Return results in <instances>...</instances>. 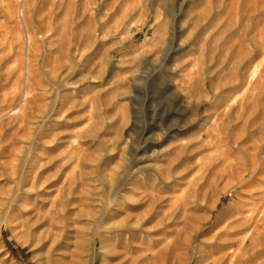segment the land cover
<instances>
[{
	"label": "rangeland",
	"instance_id": "rangeland-1",
	"mask_svg": "<svg viewBox=\"0 0 264 264\" xmlns=\"http://www.w3.org/2000/svg\"><path fill=\"white\" fill-rule=\"evenodd\" d=\"M251 169L264 0H0V264H227L186 242Z\"/></svg>",
	"mask_w": 264,
	"mask_h": 264
},
{
	"label": "bare ground",
	"instance_id": "bare-ground-1",
	"mask_svg": "<svg viewBox=\"0 0 264 264\" xmlns=\"http://www.w3.org/2000/svg\"><path fill=\"white\" fill-rule=\"evenodd\" d=\"M257 179L258 175L254 169H251L249 174H238L235 178L232 177V180L227 184V189L213 201L209 209L215 210L222 197L228 195L230 198L228 205L224 204L226 207L223 210V219L218 224L219 226H212L203 236L202 231L197 230L187 240L186 246L190 247L195 241L196 236L202 237L198 246L200 248V252H198L199 259L203 260L206 257L209 259L213 256L215 250H213L212 246L214 243L219 246L217 253H220V249L224 248L220 247L221 237L228 236V234H231L236 229L237 232L233 233L232 238L229 239L228 252L224 255L227 264H233L235 259L243 252L247 243L251 242L254 236H256L259 229L258 224L263 220L264 215V204L260 203L262 200L260 188L254 185ZM248 198L251 200H247ZM114 203L116 202L113 201V205ZM205 220L208 221V218H205ZM217 227L220 228L214 233L213 231ZM211 233L212 235H210ZM206 236H211L208 242L205 241ZM245 249L247 250V248ZM199 259L196 261H199ZM199 264H214V262L203 263L200 261Z\"/></svg>",
	"mask_w": 264,
	"mask_h": 264
}]
</instances>
